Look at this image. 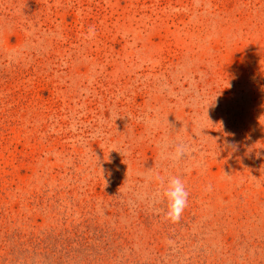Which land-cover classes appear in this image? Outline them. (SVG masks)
I'll list each match as a JSON object with an SVG mask.
<instances>
[{
  "label": "rangeland",
  "instance_id": "374dc122",
  "mask_svg": "<svg viewBox=\"0 0 264 264\" xmlns=\"http://www.w3.org/2000/svg\"><path fill=\"white\" fill-rule=\"evenodd\" d=\"M39 250L264 264V0H0V264Z\"/></svg>",
  "mask_w": 264,
  "mask_h": 264
},
{
  "label": "clouds",
  "instance_id": "9594fccd",
  "mask_svg": "<svg viewBox=\"0 0 264 264\" xmlns=\"http://www.w3.org/2000/svg\"><path fill=\"white\" fill-rule=\"evenodd\" d=\"M185 154V149L180 147L177 149L175 157L178 159ZM156 203L162 200L167 201V210L165 218L172 223H178L182 217L184 210L188 205L189 192L186 188L184 180L180 176L170 177L166 187L156 194Z\"/></svg>",
  "mask_w": 264,
  "mask_h": 264
},
{
  "label": "trees",
  "instance_id": "16d2710c",
  "mask_svg": "<svg viewBox=\"0 0 264 264\" xmlns=\"http://www.w3.org/2000/svg\"><path fill=\"white\" fill-rule=\"evenodd\" d=\"M27 251V250H26ZM35 256H39V258H42L44 261H49L47 264H68L66 261H63L64 263H62L61 261V258L60 257H54L55 254H52L50 255V253H48L46 250L45 251H37V252H34L33 253ZM7 261V259L5 260ZM11 262V260H10ZM74 264H77L78 262H81L83 264H106L105 263V259L103 260V256H101L100 258H95L94 260H89L87 258H84V259H80V260H74L73 261ZM44 262L42 263H38V264H43Z\"/></svg>",
  "mask_w": 264,
  "mask_h": 264
}]
</instances>
